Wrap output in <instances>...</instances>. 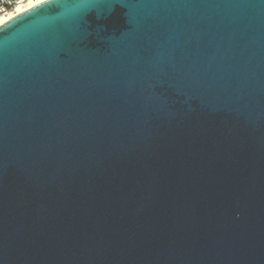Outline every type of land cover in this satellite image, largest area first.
I'll use <instances>...</instances> for the list:
<instances>
[{"label": "water", "instance_id": "water-1", "mask_svg": "<svg viewBox=\"0 0 264 264\" xmlns=\"http://www.w3.org/2000/svg\"><path fill=\"white\" fill-rule=\"evenodd\" d=\"M0 264H264V0L0 25Z\"/></svg>", "mask_w": 264, "mask_h": 264}, {"label": "bare ground", "instance_id": "bare-ground-1", "mask_svg": "<svg viewBox=\"0 0 264 264\" xmlns=\"http://www.w3.org/2000/svg\"><path fill=\"white\" fill-rule=\"evenodd\" d=\"M42 0H28L26 3L19 5L13 11L9 12L5 15H0V25L5 23L6 21L10 20L14 16L26 11L27 9L31 8L32 6L36 5L37 3L41 2Z\"/></svg>", "mask_w": 264, "mask_h": 264}, {"label": "built area", "instance_id": "built-area-1", "mask_svg": "<svg viewBox=\"0 0 264 264\" xmlns=\"http://www.w3.org/2000/svg\"><path fill=\"white\" fill-rule=\"evenodd\" d=\"M28 0H0V15L8 14Z\"/></svg>", "mask_w": 264, "mask_h": 264}]
</instances>
